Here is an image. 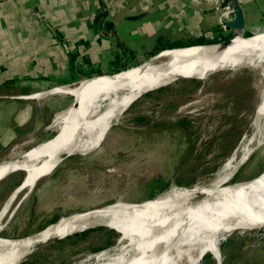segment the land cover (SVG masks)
I'll return each instance as SVG.
<instances>
[{
  "label": "rangeland",
  "instance_id": "1",
  "mask_svg": "<svg viewBox=\"0 0 264 264\" xmlns=\"http://www.w3.org/2000/svg\"><path fill=\"white\" fill-rule=\"evenodd\" d=\"M262 25L264 17L244 35L253 36L251 29ZM138 49L140 54L134 53L129 60L122 58L118 65L102 69L101 73L108 71L114 75L141 66L157 52L154 45ZM99 76L103 75L91 73L64 86L75 88L82 80ZM184 80L187 79L141 94L110 127L99 148L85 155L66 157L51 174L37 181L24 201L19 195L0 237H31L60 218L94 211L109 203L141 204L172 185L189 188L207 184L244 148L251 149V154L217 190L257 178L264 171V140L259 146L255 140L248 142L256 136L251 123L264 89V68L221 70L204 81L196 80L200 84L195 88ZM65 96L59 95L60 109L45 114L37 130H25V135L14 141L11 151L0 156V163L55 136L57 128L53 121L74 102L73 97ZM23 178V171H15L0 180V210ZM88 230L91 232L86 236L75 237L82 233L78 232L46 244L18 264H77L87 255L112 247L119 237L115 230L103 225L85 231ZM111 231L117 236L111 237ZM223 239L219 246L221 264H264V228L235 231ZM209 261L217 264L209 253L198 264H210Z\"/></svg>",
  "mask_w": 264,
  "mask_h": 264
},
{
  "label": "bare ground",
  "instance_id": "2",
  "mask_svg": "<svg viewBox=\"0 0 264 264\" xmlns=\"http://www.w3.org/2000/svg\"><path fill=\"white\" fill-rule=\"evenodd\" d=\"M151 62L112 76L81 81L75 88L63 85L51 90L55 95L73 97L74 102L53 121L58 134L55 139L0 163V180L10 172H24L20 186L0 210V232L13 215L16 207H12L19 195L23 196L22 201L37 181L51 174L66 157L99 148L110 127L140 94L183 78L204 81L221 70L264 68V33L236 38L223 49L201 46L164 51ZM258 100L251 123L256 136L248 143L255 140L259 146L264 140V89ZM251 151L244 148L239 157L233 155L207 184L189 188L172 185L141 204L116 202L105 209L61 218L57 225L31 237H0V264H16L17 258L37 246L96 225L115 230L119 235L117 242L77 264H198L206 253L221 264L219 246L225 236L264 228V173L251 181L217 190Z\"/></svg>",
  "mask_w": 264,
  "mask_h": 264
},
{
  "label": "crops",
  "instance_id": "3",
  "mask_svg": "<svg viewBox=\"0 0 264 264\" xmlns=\"http://www.w3.org/2000/svg\"><path fill=\"white\" fill-rule=\"evenodd\" d=\"M238 1L247 32L264 17V0ZM101 10L108 16L95 26ZM107 22L112 26L105 29ZM251 31L264 33V25ZM228 32L211 0H1L0 156L60 109L61 98L47 92L51 87L99 75L140 54L139 46L191 45ZM36 93L43 95L27 97Z\"/></svg>",
  "mask_w": 264,
  "mask_h": 264
},
{
  "label": "water",
  "instance_id": "4",
  "mask_svg": "<svg viewBox=\"0 0 264 264\" xmlns=\"http://www.w3.org/2000/svg\"><path fill=\"white\" fill-rule=\"evenodd\" d=\"M231 1V5H232V7H233V9H234V16L232 17V18H228V17H226L224 20H223V22H224V25L230 30V35H229V37L228 38H226L225 40H223V41H220L219 43H214V44H204V45H193V46H185V47H178V48H171V49H164V50H162V51H160V52H158L156 55H154V57H152L151 58V60H154V59H157L164 51H168V50H174V49H187V48H192V47H201V46H218V47H220V48H225L227 45H229L234 39H236V38H249L248 36H246V35H244L245 34V13H244V9H243V7H242V5L239 3V1L238 0H230ZM108 16V12L107 11H105V10H101V11H99L98 13H97V15L94 17V19H93V25H98L100 22H101V20H103V19H105L106 17ZM112 26V22H107V23H105L104 24V28L105 29H108L109 27H111ZM151 60L150 61H148V62H151ZM147 62V63H148ZM110 76H112V75H110ZM183 79H187V80H190V79H193V80H197V79H195V78H183ZM88 80V79H87ZM158 89V88H157ZM154 90V89H153ZM151 91V90H150ZM148 92V91H147ZM143 94V93H142ZM141 95V94H140ZM139 97V96H138ZM57 133L55 134V136L54 137H52L50 140H53V139H55L56 137H57ZM50 140H48V141H50ZM48 141H46V142H48ZM42 144V143H41ZM30 151V150H29ZM16 171H21V170H16ZM13 172H15V171H13ZM10 173H12V172H10ZM10 173H8V174H10ZM262 173H264V171L262 172ZM261 173V174H262ZM8 174H6L5 176H7ZM49 175V174H48ZM47 175V176H48ZM260 175V174H259ZM4 176V177H5ZM3 177V178H4ZM238 183H241V182H236V183H232V184H228V185H225L224 187L226 188V187H229V186H234V185H236V184H238ZM19 186H17L15 189H17ZM15 189H14V191H15ZM12 194V193H11ZM113 205H115V202L114 203H109V204H106V205H104V206H101V207H99V208H97L96 210H101V209H105V208H107V207H110V206H113ZM128 205V204H127ZM126 207H128V206H126ZM72 216V215H71ZM71 216H67V218H69V217H71ZM61 220V218L60 219H58L57 221H54V222H52V223H50V224H48L47 226H45L44 228H42L41 230H39L37 233H35V234H39V233H41L44 229H46L47 227H49V226H53V225H57L58 223H59V221ZM103 226H105V225H103ZM87 230V229H86ZM83 231H85V230H82V231H79V232H83ZM76 233H78V232H74V233H72V234H76ZM34 234V235H35ZM71 234V235H72ZM69 236V235H68ZM58 239H62V238H55L54 240H51V241H49V242H46V243H44V244H42L41 246H37V247H35L31 252H33L34 250L36 251L37 249H39L40 247H43V246H45L46 244H49V243H52V242H54V241H56V240H58ZM31 252H25L20 258H17V262H16V264H18L21 260H23L27 255H29V253H31Z\"/></svg>",
  "mask_w": 264,
  "mask_h": 264
},
{
  "label": "trees",
  "instance_id": "5",
  "mask_svg": "<svg viewBox=\"0 0 264 264\" xmlns=\"http://www.w3.org/2000/svg\"><path fill=\"white\" fill-rule=\"evenodd\" d=\"M228 1V0H227ZM223 39V38H222ZM217 41H219V40H213V41H196V42H194V43H192L190 46H193V45H204V44H214V43H217ZM185 46H187V45H184V46H180V45H177L176 43H172V44H170V45H155V50L157 51L156 52V54L158 53V52H160V51H162V50H164V49H171V48H178V47H185ZM155 54V55H156ZM127 70V69H126ZM185 82H190V83H192L193 85H194V88L195 87H198V85L200 84L198 81H196V80H184ZM21 182H22V180H21ZM21 182H19V184L18 185H16L15 186V188L17 187V186H19L20 184H21ZM101 229H103V228H101ZM89 232H91V231H84V232H82V233H80V234H77V235H75V237H82V236H86V235H88L89 234ZM110 236L111 237H116L117 235L115 234V233H113V231H111V233H110ZM110 243L109 242H107V244H106V246H108ZM209 263L210 264H212V261H209Z\"/></svg>",
  "mask_w": 264,
  "mask_h": 264
},
{
  "label": "built area",
  "instance_id": "6",
  "mask_svg": "<svg viewBox=\"0 0 264 264\" xmlns=\"http://www.w3.org/2000/svg\"><path fill=\"white\" fill-rule=\"evenodd\" d=\"M1 1V0H0ZM215 5L219 6V25L224 28V29H228L225 25L223 20L228 17V18H232L234 16V9L231 5L230 2L226 3L225 6H220L223 0H211ZM226 36V35H225ZM225 36H223L222 38H224ZM110 74H112L111 72H106V73H101L99 75H107L110 76ZM117 74V73H116ZM113 75V74H112ZM87 80V79H85ZM83 81V80H82ZM60 87V86H57ZM55 87L50 88L48 91L51 92V90H53Z\"/></svg>",
  "mask_w": 264,
  "mask_h": 264
}]
</instances>
